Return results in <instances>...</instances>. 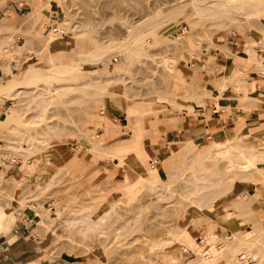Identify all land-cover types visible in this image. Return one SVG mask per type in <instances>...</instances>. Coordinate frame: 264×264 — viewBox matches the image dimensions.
<instances>
[{
	"label": "rangeland",
	"instance_id": "rangeland-1",
	"mask_svg": "<svg viewBox=\"0 0 264 264\" xmlns=\"http://www.w3.org/2000/svg\"><path fill=\"white\" fill-rule=\"evenodd\" d=\"M188 1L0 0V17L8 16L6 24H0V101L5 100L0 111V185L11 183L4 189L0 186V204H12L14 213L22 208L12 233L0 234V244L21 227L22 239L34 251L26 259L35 262L170 264L169 258L174 257L186 264L197 256L201 245L184 250V236L202 244V236L214 230L218 244L235 226L255 237L260 232L257 221L264 209V153L259 154L264 149V17L242 20L241 29L208 30L206 26L203 30L201 21L191 28L188 20L193 9L189 5L175 17L162 14ZM239 54L250 60L243 61ZM169 59L177 60L174 66L184 70V77L168 67L173 64ZM32 63L49 72L24 80V71ZM188 66L192 70L187 71ZM231 68L241 74L230 75ZM105 71H110L108 77ZM97 73L100 79L112 78L99 83ZM68 82H77L76 88L65 89ZM53 86L57 87L54 93H43ZM10 93L15 94L12 99ZM226 103L233 108L223 106ZM14 104L17 113L6 118L7 108ZM127 104L153 120L146 123L139 118L142 126L128 131L124 126ZM212 107L223 117L232 109L235 120L215 131H199L196 151H187L190 137L181 135L183 127L155 124L160 114H171L174 121L195 119L201 113L209 117ZM149 108L167 111L144 112ZM110 111L112 115L103 118V127L91 129V122L101 121ZM240 114L247 129L238 133L247 131L254 137H246L245 146L214 155L212 143H223L233 135ZM98 135L102 145L109 146L95 157L87 141ZM126 137L131 141L127 148L115 151L110 147ZM46 141L50 144L42 145ZM25 146L36 148L30 151L27 167L22 165ZM140 147L141 156L137 155ZM241 184L249 190L244 191L243 203L235 207L231 202ZM216 187L219 191L207 198ZM57 195L66 202L61 215L54 218L52 211L49 227L43 226V231L41 226L39 235H32L38 216L29 203L49 208ZM88 195L95 216L98 209L104 211L101 219L83 227L86 221L77 216L88 211L70 208ZM20 200L26 205L20 206ZM228 210L232 214L227 217ZM259 234L253 243L237 245L236 252L246 250L248 264H264V236ZM170 236L178 239L172 248L147 249L149 242ZM21 261L24 259L15 263ZM215 262L230 264L225 257H216Z\"/></svg>",
	"mask_w": 264,
	"mask_h": 264
},
{
	"label": "bare ground",
	"instance_id": "bare-ground-1",
	"mask_svg": "<svg viewBox=\"0 0 264 264\" xmlns=\"http://www.w3.org/2000/svg\"><path fill=\"white\" fill-rule=\"evenodd\" d=\"M48 1L49 0H47V2ZM188 5L191 6L192 9H193V11L189 14L190 17H189V20H188L189 24L191 25V28L194 27L196 22L201 21L202 22L201 25L202 26L205 25L203 30L206 28V26H207L208 30L211 27L212 28L214 27L215 29L217 27L218 28L219 27H225V28L235 27V28L241 29L242 20L249 19V17H254V16L259 17L260 15L264 17V0H190L188 2L179 3V4L175 5V6H173L172 8L166 10V13L163 12L162 14L165 15V16L168 15L170 17H175L177 14L179 15L181 13H184V11H185V9H186V7ZM6 17H8V16H6ZM6 17H0V24H4V25L6 24ZM202 26H201V28H202ZM208 26H210V27H208ZM52 29H53V31H58L59 28H58V26H53ZM60 32H61V29H60L59 32H56V33H60ZM212 35H213V33H212ZM212 35H209V36H212ZM261 43H263V46H264V39H263V41H261ZM243 46H244V43H243ZM98 48L99 47L96 46L95 50H97ZM112 48H114V47H112ZM98 55H96V56H98ZM94 59H97V57L94 58ZM170 61H171V63L173 62L172 60H170ZM174 62H173V64L168 65V67L173 66L174 68H176L174 66ZM176 62H177V60H176ZM109 70H111V69H109ZM48 72H49V69L41 67V66L34 65L32 63V64H29L27 66L26 70L24 71V78L23 79L25 80L26 78H28L30 76H35V75H38V74H41V73H48ZM105 72H103L104 74H106L105 77H108L107 74L110 71L109 72L105 71ZM239 72L241 74V71H239L238 69L231 68L229 74L232 75V76H235ZM103 73H101V74H103ZM244 73L246 74V72H244ZM104 74H103V76H104ZM242 74H243V72H242ZM228 75H226L225 77H228ZM246 75H248V74H246ZM99 76H100V74H98V76H97L98 78L95 79V81L99 82V83L100 82H104V83L107 82L108 83L109 78L110 79L112 78V76H110L108 78V80H106V79L103 80L105 77H103L101 75L103 77V79H100L101 77L99 78ZM180 79H182V78H180ZM194 79H195V77H194ZM21 82H24V81H21ZM76 85H77V82H68L66 84V86H65V89H72V88L74 89V88H76ZM56 88L57 87H54V86L53 87H48L47 89H45L43 91V93L46 94L47 96L51 95L52 93H54V90ZM129 88L131 89V87H129ZM126 90H128V89H125V91ZM128 92L126 93V95L128 94ZM14 95H15L14 93H10L9 97L12 99ZM247 95L251 96V94H247ZM127 97H129V96H127ZM127 101H128V99H127ZM131 105L127 104L126 107H125L127 124H124V126L127 127L128 131H131V130H133L136 127H141L142 126L138 122L139 118L144 119L146 123H147V121L151 122V120H153L152 118H150V116H148L147 113H139L137 111L136 107H133ZM136 106H139V105H136ZM88 110H90V109H88ZM16 113H17L16 104L10 105L7 108V110H6V118L10 119ZM108 130H110V129H108ZM123 131H125V129ZM246 137L248 139H251V138L254 137V135L249 134L247 131L243 132L242 134L233 133V135L232 136H228L227 140L225 142H223V143H216V142L214 143L213 142L212 145H214L216 148L212 150V153L214 155L215 154H222V153L231 151L233 149L239 148L240 146H245L244 139ZM109 139H111V138H109ZM121 139L122 140H119L118 142H114L110 147H112V149L116 151V150L123 149L125 147L127 148L129 145H131V143H130L131 141H130L129 137L121 138ZM91 140L87 141V143H88L87 147H89L90 151H95V157H97V155L103 149L105 150L107 148V147L105 148V146H107L108 144L107 145H102V143H101L102 136L99 137V135H98V138L96 140H94V141H91ZM132 143L137 144V141L134 140ZM44 144L48 145L50 143H47V141H46L42 145H44ZM42 145L40 144L39 146H42ZM29 146H25V149H24L25 152H23L24 155L22 154L23 155L22 156L23 157L22 165L26 166V167L29 165L28 160H27L29 154L31 152L36 151L35 150L36 148L32 147V150H31V148H30L31 146L30 147ZM39 146L36 145L37 148ZM186 147H187V151H196V150H198V145H197L195 139L187 140L186 141ZM39 148H41V147H39ZM2 149H4V148H2ZM26 152L28 153V155L25 154ZM206 152H210V151H206ZM1 153H2V151H0V156H1ZM141 153H142V148L140 147L137 150V155L141 156ZM263 153H264V149L259 150V154H263ZM37 160H39V159H37ZM34 162L37 163L36 161H34ZM44 162H46V160ZM138 162H140V161H138ZM32 163H33V161H32ZM46 164H47V162L45 163V167H46ZM43 166H44V163H43ZM44 169L46 170V168H44ZM144 169H147V168H144ZM38 172L40 173V171H38ZM68 177L70 178L69 175H68ZM10 182L11 181H9V183ZM5 184L7 185L8 183L5 182L4 185ZM10 184H8L7 187L10 186ZM1 185H2V188H3L4 185L3 184H1ZM41 187H43V186H41ZM230 188H232V187H230ZM217 191H219V189L216 187V188L210 190L209 193L207 192L208 193L207 194L208 195L207 198H212V196L215 195L217 193ZM81 192H83V191H81ZM244 193L245 192H241L239 194L234 195L236 197H235V199L233 198L234 200L232 199L233 201L231 200L232 201L231 203L235 207H238V206H240L243 203L244 196H245ZM84 195H86V194H84ZM88 196H87V198H85L86 199L85 201H83L84 199H81L80 201H75L73 203V206H71V208H70L71 210H76V211L85 210V209H86V211H88L86 214L82 215L81 217L77 216V217H79V219L81 221H83V219H84V221H86V223L84 224L83 227H85L88 224H90V222L93 219L95 220V218H97V217L99 219H101L102 217H100L101 216L100 214H101V212L104 211L102 208L98 209L97 213L99 212V214H98V216H95V211L93 213V211L90 210L91 206H92V203H93V200H91L92 196H89L90 197V201L88 200L89 199ZM52 198H53V202L50 203L51 205H50L49 208L41 207L39 204H34L33 205V204H31L32 202L29 203L30 206L34 207V214H36L38 216V219L36 220L35 224L31 227L32 235L37 236V232H38L37 229L40 230L41 226H42V230L46 226L49 227V224H50L49 221H52L54 218H57V217H59L61 215V206H62V204L64 206H66V202L64 203L63 200L58 197V195L54 196ZM202 198L205 199L204 196H202ZM27 200L29 201V199H27ZM35 201H37V200H35ZM18 202H19L20 206L26 205L25 201H24L25 203L23 201H21V200L18 201ZM59 206H60V208H59ZM11 207H14V206L12 204H9L7 206H4V205L0 204V234L3 235V236L12 233V224L14 222H17V218H18V216H20L19 215V213H20L19 210L21 211V209H22V208L16 209L15 213H14V209L11 208ZM52 211H54V215L55 216L52 214ZM231 214H232V211H230V210H228V212H226V216L227 217L230 216ZM23 215L25 216V213H23ZM53 216H54V218H53ZM257 228H258V231H260L259 233L264 231V224H262V222L260 221L259 218H258V221H257ZM40 234H41V232H40ZM38 235H39V232H38ZM257 235H256V237H257ZM263 236H264V233L259 234L260 238H262ZM217 237H218L217 232H215L214 230H210L204 236H202V240H201L202 244H198L200 242H197L195 240V238H192L190 236H187V237L184 236L183 239L181 240V241H183L185 243V246H184L185 249L184 250H186V249L188 250V248H190L192 250H195L196 246L201 245V246H199V249L197 250V256L195 258H193V259H189L186 262V264H216V262H215V258L216 257H225V260L228 261V263H230V264H232L231 262H233L234 264H248L247 261H248L249 257L246 254V250H239L238 252H236V249H237V245L241 241H243L245 243H253L255 241L256 237H255V235L252 236L251 231H244V230L239 229L237 226H235V227H233L232 232H230L225 238L222 239V242H219L218 244H216V238ZM177 241H178V239L175 236L162 237L158 241L156 240V241L149 242L148 245H147V249L148 250L149 249L150 250L156 249V248H158V246L159 247L163 246V247H166V248H172L173 245H175V243ZM27 246L28 245H26L25 241L22 239L21 233H19V232L13 233L10 237H8L5 240L4 244H0V264H16L15 263L16 260H22V259H24V261H21L19 264H47L46 261L35 262L34 260L26 259L27 256H29V255L31 256V254L34 253V251H31ZM25 250H29V252L23 253V251H25ZM228 250L231 251V255H226ZM142 256H144V255H142ZM154 256L156 257L157 255H154ZM169 260H170V264H179L177 262L178 260H176L174 257L169 258ZM157 261L160 262L159 258H157Z\"/></svg>",
	"mask_w": 264,
	"mask_h": 264
},
{
	"label": "crops",
	"instance_id": "crops-1",
	"mask_svg": "<svg viewBox=\"0 0 264 264\" xmlns=\"http://www.w3.org/2000/svg\"><path fill=\"white\" fill-rule=\"evenodd\" d=\"M193 46H194V44H193ZM239 48L241 50L244 49L243 43L239 44ZM237 56L239 58H241L245 62H248L250 60L249 58H247V57H245V56H243L241 54H239ZM191 57H192V54H190L189 60H191ZM223 62H226L225 65L228 64L227 60L223 61ZM223 62H221V64ZM186 63L188 64V58H186ZM190 70H192V69L190 68V66H188L187 67V71H190ZM182 72H184V70L182 68H175V73L178 74V76L184 77ZM2 74H3V71L0 68V77L2 76ZM225 93H227V92H225ZM4 103H5L4 99L2 101H0V111L3 109ZM223 106H226L227 108H233V106H231V105H229L227 103H226V105L223 104ZM154 110L156 112H158V113H161L162 111H167L165 108H160V109L149 108V109H147L144 112L154 111ZM211 110H212V112H211L209 117H206L204 114L201 113L195 119H193V118L191 119L189 117H186L183 121H181V120L174 121L172 119V115L171 114H160V115H158L156 117L155 124L158 127H166V126H170V125H175L176 127H179V128L183 127V130H182L183 132H182L181 135H184V136L189 135L190 138H188L187 140H191V139L198 138L199 135H197V134L202 129H208L210 131H215V130L221 129L223 124H228V123H230V122L235 120L234 115H233L234 113H233L232 109H230L231 112L229 114H227L226 116H224V117L222 116L221 111L218 110L217 108L212 107ZM111 115H112L111 111L109 112V114L108 113H104L102 118H101V121L99 120V121L91 122V129H93V127H95V126L103 127L102 126V124H103L102 121H103L104 116H111ZM240 116L241 117L238 120V124H237V126L235 128V132L234 133L242 132L243 130L247 129V126L245 125L244 121L241 120L243 118L242 117L243 115L240 114ZM210 121H214V122L210 123ZM257 121H258V118H257ZM107 129L114 130L116 128L112 129V127H109ZM220 137H222V136H220ZM248 188H249L248 185L241 184L239 187H237V193L248 191L249 190ZM258 217H259V219L262 218V219H260V221L262 222V224H264V209H262L259 212V216ZM20 228L21 227H19V229H17L15 232H19L22 235L23 231ZM28 237H29V235L26 236V238H28ZM95 260H96V258H95ZM39 262H41V259L39 260ZM47 264H50V261H47Z\"/></svg>",
	"mask_w": 264,
	"mask_h": 264
}]
</instances>
